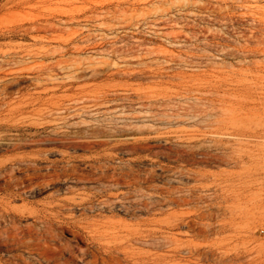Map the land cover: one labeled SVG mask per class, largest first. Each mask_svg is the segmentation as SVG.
Wrapping results in <instances>:
<instances>
[{"label":"rangeland","instance_id":"rangeland-1","mask_svg":"<svg viewBox=\"0 0 264 264\" xmlns=\"http://www.w3.org/2000/svg\"><path fill=\"white\" fill-rule=\"evenodd\" d=\"M0 101L6 135L59 138L41 165L76 169L25 201L42 264H118L139 231L195 243L174 224L199 217L243 255L225 264H264V0H0Z\"/></svg>","mask_w":264,"mask_h":264},{"label":"bare ground","instance_id":"bare-ground-1","mask_svg":"<svg viewBox=\"0 0 264 264\" xmlns=\"http://www.w3.org/2000/svg\"><path fill=\"white\" fill-rule=\"evenodd\" d=\"M3 125H0V151L4 153L14 152V154L0 161V246L4 247V257H0V264H42L44 260V246L49 247L50 245L46 239V235L51 232V225H49L50 223L48 221L44 220V217L40 216V209L28 211L25 201L27 197H32L40 192L45 187L49 186L48 184L50 182L60 178L61 175H66L67 171L71 173L76 169L72 166L69 170L65 167L63 169H56L54 161H49L41 165L43 154L47 150L41 146L46 143L52 144L58 141L60 142L61 139L58 140L59 138L57 139L47 135L46 137H41V134L39 137V131L26 135L15 134L13 136H8L5 134L7 131L22 132L23 130L21 128H14L13 126L9 127L10 125L7 127ZM74 140L75 138L69 140L68 144L70 146H81L79 142ZM28 146H35L36 148L31 150L30 154L27 156L19 154L21 149ZM82 146L87 147L86 144H82ZM84 177V175H81L80 178L83 179ZM15 200H20L25 203L21 207H13L11 203ZM88 201H90V199ZM83 204L85 203L83 202ZM49 205H51V202ZM52 206H58V204ZM30 215L34 216L35 220L31 223L22 224L21 220ZM145 223H149V221H137V224ZM174 225L182 228L184 227V234L201 237L202 241L199 240L195 243L190 242L184 246H165L163 244L155 246L158 237H155L154 233L139 231L134 234V242L131 244H126L129 239L124 238V243L126 245L123 248H119L121 261L118 264H225L227 262L238 261L243 257V255L239 253L229 254L220 246L215 245L213 242H208L209 235L218 232L213 229L218 226V221L199 217L191 220L181 219ZM52 243H54V241ZM140 245H149L147 246L149 249L144 253L135 252L133 249ZM69 256V258H57L54 259V261H58L57 264H71L74 258L82 260L83 253L79 249V254H75L74 251L70 249ZM81 262H83V260ZM82 264L88 263L84 262Z\"/></svg>","mask_w":264,"mask_h":264}]
</instances>
